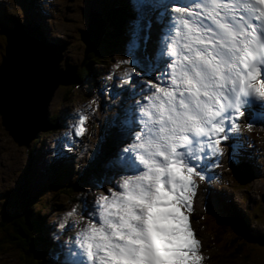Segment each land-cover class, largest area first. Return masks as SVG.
<instances>
[{
    "label": "rangeland",
    "instance_id": "obj_1",
    "mask_svg": "<svg viewBox=\"0 0 264 264\" xmlns=\"http://www.w3.org/2000/svg\"><path fill=\"white\" fill-rule=\"evenodd\" d=\"M115 1L0 0V60L5 44L3 32L12 28L15 18L22 23L36 26L42 36L51 43L66 44L62 51L61 67L65 58L67 62L82 67L83 64L81 66L80 64L83 60L84 44L79 38V29H86L90 11L99 12L103 16L107 8L117 3L120 6L119 11L123 13L117 24L118 35L122 38L119 52L102 63L95 59L90 60L87 63V77L80 84L74 87L59 86L55 90L48 105V114L57 115L58 124H61L60 129L45 134V131L38 132L37 137L32 139L27 147L18 146L4 130L0 120V211L16 210L25 193L30 198H35L29 216L41 219L38 234L58 246L49 264H79L80 257L84 260L77 244L81 239L78 229L72 226L71 220L64 228H60L61 214L70 211L73 206L86 217L89 213H94L93 201L97 197L90 193L102 191L108 195L109 187L118 190L114 181L119 175L130 174L121 172L115 176L112 183L107 182V178L112 177L117 171L118 153L127 146L121 142L117 128H114L117 133L115 141L102 142L104 133L111 127L112 121L115 119L119 122L121 118L116 107L121 97L117 88L113 87L118 86L120 80H109L108 76H123L128 68L139 74L140 69H134L131 63H121L132 59L134 61L139 59L144 71H152V67L143 61L147 55L145 30L148 18L159 23L158 10L145 13L144 30L139 16L141 12L136 10L133 0ZM158 15L163 18L162 11ZM138 19L139 35L135 38L138 47H133L134 22ZM98 50L99 48L95 52ZM117 61L120 63L117 64ZM141 79L146 80L147 77ZM72 87L71 93L68 94L67 91ZM110 92L112 95H109ZM81 113L88 117L84 124L86 132L83 136L74 138L71 151H67L63 147L65 143L63 138L74 132L73 126L78 122ZM248 125H251L250 129ZM239 130L241 136L239 142L221 145L222 155L211 179L201 181L199 177H194L197 189L193 197V210L189 212L186 208L181 209L189 215L190 227L194 234L197 233L195 236L202 246L199 247L202 264H264V116L245 113L239 121ZM231 143L237 144L235 149L230 147ZM250 144H254V149L251 154H246V146ZM240 150L242 156H238ZM96 159H100L98 169L101 177L92 179L89 176L87 185L80 184L74 192L69 191V194L48 187L51 180L57 177L60 187L74 185L80 172L89 175L88 172L96 163ZM232 163L235 164L234 167L240 166L242 171H249L252 179L240 184L231 171ZM220 203L225 205L223 210L226 207L235 208L230 212L231 218L238 221V225L247 232V237L251 238L240 246L241 255L233 254L234 247L227 251L230 240L223 235L225 232L221 231V225L217 230L214 229L218 234L211 237L203 221L204 213L207 215L208 211L218 207ZM241 214H244L245 222L253 231V237L248 235ZM93 219H96L95 215ZM57 229L58 234L55 233ZM233 235L236 236L231 231L228 238ZM217 237L222 241H217L219 240ZM9 241L0 230V264H31ZM180 244V240L167 243L172 251L171 260ZM78 252L81 254L70 255ZM46 255L44 252L43 257L46 258Z\"/></svg>",
    "mask_w": 264,
    "mask_h": 264
},
{
    "label": "clouds",
    "instance_id": "obj_2",
    "mask_svg": "<svg viewBox=\"0 0 264 264\" xmlns=\"http://www.w3.org/2000/svg\"><path fill=\"white\" fill-rule=\"evenodd\" d=\"M251 43L235 30H224L211 46L186 30L176 31L166 55L173 57L178 70L169 77V85L158 87L142 107L147 124L131 145L138 150L135 155L143 171L117 177L118 190L109 187L108 195L90 193L97 199L95 212L87 217L76 206L59 217L60 228L71 220L78 229L77 244L88 264H150L154 244L163 247L188 240L181 208L189 192V176L175 150L224 83L239 77L242 84L247 81L249 87L264 92V83L255 80L256 69L251 66L264 57V44H252L254 54ZM238 64L250 67L246 77L240 76Z\"/></svg>",
    "mask_w": 264,
    "mask_h": 264
},
{
    "label": "snow or ice",
    "instance_id": "obj_3",
    "mask_svg": "<svg viewBox=\"0 0 264 264\" xmlns=\"http://www.w3.org/2000/svg\"><path fill=\"white\" fill-rule=\"evenodd\" d=\"M133 3L138 12L151 13L154 10H158V13L163 12V18L157 14L161 34L155 42L151 56L145 55L143 59L152 67V71H144L139 59L136 61L132 59L121 63H131L134 69H140L139 74L131 71L123 76H111V80H126L118 86L113 85L121 97L118 104L121 118L119 122L114 119L110 126L117 128L121 142L129 147H124L118 153L117 171L112 177L107 178L109 183H112L115 176L121 172L130 173L123 176H134L143 171L135 155L138 150L131 145L137 139V133H144L147 124V117L141 111L142 107L148 104L158 87L169 85V77L178 70L173 57L166 55L167 46L176 31L186 30L193 36H199L201 40L207 41L211 46L224 30H235L252 42L249 50L254 54L256 49L252 44H264V0H133ZM134 25L132 45L138 47L135 38L139 35V19ZM149 26L150 24L147 27ZM251 66L256 69L255 80L264 83V57L252 61ZM238 67L240 76L246 77L250 67L244 68L239 64ZM141 77L147 79L142 80ZM109 95L112 93L110 92ZM245 113L264 116V92H257L249 87L247 81L242 84L237 77L219 88L194 130L184 133L187 138L182 140L175 150V158L189 176V192L182 208H186L189 212L193 210V197L197 189L194 177H199L201 181L211 179L222 155L221 145L241 140L239 121ZM87 119L85 114H79L78 122L73 126L74 132L63 138L65 150L71 151L72 140L84 135L86 132L84 124ZM248 127L250 129L251 125ZM236 146V143L230 144L233 149ZM182 214L187 220L189 236L186 242L178 246L170 264H202V256L199 254L200 245L194 238L189 215L185 212ZM80 254V252L70 253L71 256ZM82 255L85 264H88L83 252ZM92 259L94 261V257Z\"/></svg>",
    "mask_w": 264,
    "mask_h": 264
},
{
    "label": "water",
    "instance_id": "obj_4",
    "mask_svg": "<svg viewBox=\"0 0 264 264\" xmlns=\"http://www.w3.org/2000/svg\"><path fill=\"white\" fill-rule=\"evenodd\" d=\"M106 21L99 12L90 11L86 29H79L85 56L95 51L105 33ZM4 53L0 60V120L7 134L18 146L27 147L38 132L50 127L48 105L59 86L76 83L77 64L64 59L66 44H53L43 37L36 26L14 18L11 29L3 32ZM237 181L247 183L249 171L240 166L233 170ZM229 229L238 237L249 240L238 221L226 217Z\"/></svg>",
    "mask_w": 264,
    "mask_h": 264
},
{
    "label": "trees",
    "instance_id": "obj_5",
    "mask_svg": "<svg viewBox=\"0 0 264 264\" xmlns=\"http://www.w3.org/2000/svg\"><path fill=\"white\" fill-rule=\"evenodd\" d=\"M113 7V8H112ZM115 7V8H114ZM119 4H114L113 6H110L107 8L103 13V18L106 21L105 26V33L103 37L100 40V44L98 46L99 50L98 52H89L86 54L84 62L82 67L77 66L76 70V84H73V87L80 84L86 77H87V63L90 60H96L100 61H108L109 58L114 55L115 53L119 52V45L122 43V38L118 35V28L117 24L122 19L123 13H121ZM145 13H140L141 23L142 26L144 25V16ZM83 77V78H82ZM69 88L67 91L68 94L71 93V90L73 89ZM120 102V100H118ZM118 110V104L116 105ZM50 121V127L44 132L48 133L49 131H53L55 129H60L61 124H58L57 121V115H51L49 116ZM117 136V133H115V129L113 127H110L105 133L102 138V142L110 140V142L115 141V138ZM113 140V141H111ZM100 159H96V163L90 168L89 175L87 173H81L77 175L76 182L74 185H65L60 187V183L58 182V177L51 180L49 188L55 190L59 189V192H63L66 194H69L70 192H74L75 189L78 187V185H87L89 183V176H91L92 179H97L101 177L100 170L98 169ZM90 166V165H88ZM234 164L231 165V171L233 172ZM98 183V182H96ZM70 191V192H69ZM35 201V198H30L25 193L21 200L19 201V205L16 210H9V209H3L0 211V230L3 231V233L7 236V238L10 240V243H13L16 248H18L23 255L25 256V260L28 263L31 264H49V261L53 259V256L55 252H57L58 246L56 244H52L51 242L47 241L45 237L38 234V226L41 223V219L37 216L30 217V211L31 207L33 206ZM224 204H219L218 207H215L213 210L208 211L207 215L204 213L203 215V221L207 225V229H209V234L211 237H215L218 232L216 231L221 225V231H224L226 239L230 240L228 241V249L227 251L234 247L233 254L235 255H241L240 246L243 242H247L248 240H245L243 237L238 236H232L229 237V233L231 230L229 229V226L226 222V216L230 215V212H233L232 210H235V208H228L223 210ZM34 207V206H33ZM224 213V215H223ZM244 214H241V217L243 218L245 222V218L243 216ZM215 223V224H213ZM216 224L218 226H216ZM245 226L247 227L248 235L253 237V231L249 229L248 223L245 222ZM216 229V230H214ZM56 234L59 233V229L55 231ZM218 238V237H217ZM217 241H222L221 238H218ZM251 239V238H250ZM249 239V240H250ZM245 240V241H244ZM44 252L47 253L46 258L43 257ZM52 258V259H50ZM50 259V260H49ZM25 261V262H26Z\"/></svg>",
    "mask_w": 264,
    "mask_h": 264
},
{
    "label": "bare ground",
    "instance_id": "obj_6",
    "mask_svg": "<svg viewBox=\"0 0 264 264\" xmlns=\"http://www.w3.org/2000/svg\"><path fill=\"white\" fill-rule=\"evenodd\" d=\"M115 1V0H114ZM116 2V1H115ZM113 8V7H112ZM115 8V7H114ZM147 14V13H146ZM158 14V13H157ZM140 16V15H139ZM144 17V16H143ZM148 24H150V26L149 27H147L148 26ZM143 27H144V30H145V25H143ZM146 30H145V37H147V39H145V41H146V53H147V55L148 56H151V54H152V52H153V49H154V47H155V42H156V40H157V38H158V36L160 35V25H159V23H157V22H155L154 20H152V19H150V18H148L147 19V23H146ZM144 37V36H143ZM144 41V42H145ZM83 78V77H82ZM119 99V98H118ZM118 144H119V142H118ZM245 148H243V150H244ZM253 149H254V144H250V145H248V146H246V150H248V151H246L245 150V153L246 154H251L252 153V151H253ZM238 156H242V150H240V152H238ZM115 167V166H114ZM23 169V168H22ZM211 196V195H210ZM194 233V232H193ZM195 234H197V233H195ZM195 234H194V238L198 241V239H197V237L195 236ZM200 240V239H199ZM201 245V244H200ZM200 247H202V246H200ZM199 251H200V249H199ZM176 254V253H175ZM78 263L79 264H85V262H84V260H83V258H79L78 259Z\"/></svg>",
    "mask_w": 264,
    "mask_h": 264
}]
</instances>
